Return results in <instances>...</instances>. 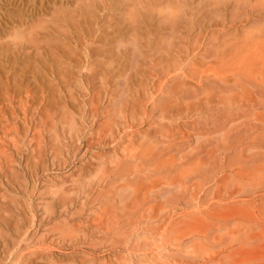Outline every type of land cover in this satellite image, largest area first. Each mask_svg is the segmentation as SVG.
Instances as JSON below:
<instances>
[{
	"label": "rangeland",
	"instance_id": "374dc122",
	"mask_svg": "<svg viewBox=\"0 0 264 264\" xmlns=\"http://www.w3.org/2000/svg\"><path fill=\"white\" fill-rule=\"evenodd\" d=\"M0 264H264V0H0Z\"/></svg>",
	"mask_w": 264,
	"mask_h": 264
}]
</instances>
